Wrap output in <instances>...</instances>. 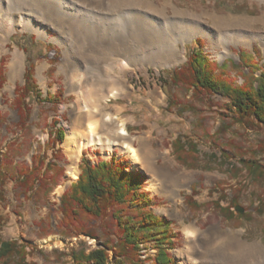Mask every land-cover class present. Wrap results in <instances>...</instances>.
<instances>
[{
  "label": "rangeland",
  "instance_id": "obj_1",
  "mask_svg": "<svg viewBox=\"0 0 264 264\" xmlns=\"http://www.w3.org/2000/svg\"><path fill=\"white\" fill-rule=\"evenodd\" d=\"M154 1L160 6L166 4V18L159 27L165 35L157 44L149 45L148 33L142 24L132 23L134 18L131 16L150 20L140 9L98 14L92 21L95 22L93 26L100 28L103 35L108 32L117 34L123 42L148 54H151L149 51L162 53L187 35L191 23L187 19L177 18L176 15L199 18L218 33L214 45H211L207 36L201 34L183 43L179 42L180 60L171 65L157 68L137 64L128 68L123 75L125 92L107 102L108 111L125 121L130 135L139 136L141 140H150L153 150L167 151L168 160L157 158L156 165L163 168L169 166L172 172L185 171L193 176L188 185L177 188L178 194L171 188L166 193L150 191V179H153L150 168L134 164L130 155L118 148L103 151L101 148L89 146L79 155H71L64 149L62 144L66 140L68 128L74 123L70 104L77 97L68 91L65 75L58 72L65 44L62 45L61 40L55 39L58 33L51 26L44 24L46 35L41 36L34 30L18 25L6 37L4 44L1 45L0 42V70L4 76L0 84V161L11 163L17 169L29 167L32 156L42 154L46 148L52 118L58 121L57 127L64 130V140L58 145L60 157L55 161L62 172L55 174L44 186L48 188L47 191L43 188L36 190V187L24 190L10 177L5 183L4 201L0 202V215L4 218L0 227V242L17 240L33 246V249L27 248L31 254L27 260L33 264H69L72 260L71 251L83 249L89 252L101 247L106 237L114 238L112 232L115 227L109 218L88 222V231L94 232L95 238L84 233L63 235L66 231L60 225L62 214L59 210V197L77 179L78 164L83 153L90 164L109 160L116 155L126 162L130 170L138 171L144 176V189L153 198L154 213L172 223V230L177 237V244L171 250L173 264H194V260L207 264L205 259H198L200 243L193 250L186 248L188 240L185 230L194 227L200 231V242L206 233L216 232L219 226L226 233L232 232L244 241L255 242L264 254V176L259 180L254 179L248 174L242 161L254 160L264 166V129L254 123L250 128L230 121L226 117L227 113L223 115L227 111L225 104L228 100L218 94L208 95L200 100L194 97L190 104L197 108L196 112L190 108L180 109L188 103L191 92L184 86L168 88L164 83V72L185 62L196 38L203 39V50L211 60L220 67L225 66L223 69L227 77L233 78L237 84L243 83L242 73L249 70L245 63L255 60L259 65L264 64V42L260 40V36L264 37V0ZM15 16L19 19L18 13ZM226 23L237 30L251 31L256 34V39L252 46L230 44V54L220 59L218 55L223 52L230 36L223 34L219 25L224 26ZM7 27L8 22L3 23L0 19V37L5 35L4 29ZM95 27L81 32L79 38L77 37L78 43L74 44L76 52L90 55L100 49L101 39ZM16 48L25 57L24 73L29 63L34 65L33 77L41 95H60L57 96L60 101L58 104L41 102L31 95L27 99L31 112L24 124L20 122L15 104V90L24 84V73L22 77L12 80H9L8 75L11 52ZM101 63L102 61L93 60L85 65L84 71L91 74L92 80L107 73L104 63ZM43 65L45 67L39 73L38 67ZM170 98H176L180 107L166 109ZM225 125H230L224 130L225 133H217ZM178 136H188L197 141L195 161L183 163L176 160L172 142ZM134 146L138 147L137 141ZM47 154L51 158V152L47 151ZM73 166L78 169L75 177L69 174ZM236 167L240 168L239 172H235ZM236 205L243 208L244 212L236 211ZM230 211L232 217L227 215ZM140 246V257L146 259L145 264H154L152 257L155 250ZM109 256L113 259L111 251Z\"/></svg>",
  "mask_w": 264,
  "mask_h": 264
},
{
  "label": "trees",
  "instance_id": "obj_2",
  "mask_svg": "<svg viewBox=\"0 0 264 264\" xmlns=\"http://www.w3.org/2000/svg\"><path fill=\"white\" fill-rule=\"evenodd\" d=\"M203 47V39L196 38L185 62L164 72V83L168 88L184 86L191 92V98L186 105L180 107L176 98H170L166 109L178 106L180 109L190 108L196 112L197 108L190 104L194 97L200 100L208 95L218 94L228 100L225 104L227 111L223 115L227 113L226 117L230 121L250 128L254 123L264 129V64L259 65L255 60L245 63L249 70L242 73L243 83L237 84L233 78L227 77L223 69L225 66L220 67L217 62L211 60ZM51 55H54L53 51ZM33 71L34 65L29 63L24 73V84L15 90V104L21 124L29 119L31 110L27 99L31 95L41 102H60L57 97L60 95H41ZM3 77L0 70V84ZM57 124L58 121L52 118L46 148L42 154L32 156L29 167L17 169L11 163L0 161V202L4 201V187L10 177L24 190L36 187V190L43 188L47 191L48 188L44 186L55 174L62 172L57 168L55 161L60 157L58 145L64 140V130L57 127ZM228 126L230 125L222 126L217 133L226 131ZM172 145L177 161L185 163L196 160V140L188 136H178ZM47 151L51 152V158H48ZM242 161L246 171L254 179L259 180L264 176L263 165L254 160ZM78 168L77 179L59 197V210L62 214L60 225L66 231L63 235L84 233L95 238L94 232L88 231V222L107 218L113 222L115 229L112 232L114 238L106 237L101 247L89 252L83 249L71 251L72 260L69 264H145L146 259L140 257V245L155 250L152 257L154 264H173L171 250L177 244V237L172 230V223L154 213L153 198L144 189V176L138 171L130 170L126 162L116 155L109 160L90 164L83 153ZM236 171L239 172L240 168L236 167ZM215 206L218 204L215 203ZM230 213L232 214V211L227 215ZM3 223L4 218L0 215V227ZM28 247L33 249V246L25 242L1 241L0 264H33L27 260L31 255ZM110 251L113 259H110Z\"/></svg>",
  "mask_w": 264,
  "mask_h": 264
},
{
  "label": "bare ground",
  "instance_id": "obj_3",
  "mask_svg": "<svg viewBox=\"0 0 264 264\" xmlns=\"http://www.w3.org/2000/svg\"><path fill=\"white\" fill-rule=\"evenodd\" d=\"M123 9H140L148 15L150 20L139 16L131 17L134 18L132 22L134 25L142 24L147 31L149 45L157 44L159 40L164 39V31L159 27L166 18V4L160 6L154 0H56V2L0 0V19L3 23L8 22V27L3 28L5 35L0 37V42L1 45L4 44L7 41L6 37L18 25L34 30L41 36L46 35L44 24L51 26L58 33L55 39L61 40L62 45L65 44L58 72L65 75L68 91L77 97L70 104L74 123L68 128L66 140L62 144L64 149L71 155H79L89 146L101 148L103 151L118 148L121 152L129 154L134 164L150 168L153 177L150 179V191L166 193L171 188L175 194H178L177 188L188 185L193 180V176L185 171L172 172L169 166L163 168L156 165L157 158L168 160L167 151L153 150L150 140H141L139 136L130 135L125 121L108 111L107 102L110 98H117L125 92L123 75L128 68L137 64L157 68L171 65L180 60L179 42L183 43L201 34L207 36L211 45H214L218 33L199 18L176 15L177 18L187 19L191 23L187 35L162 53L155 51H149L151 54L143 53V50H137L123 42L117 34L108 32L103 35L100 28L93 26L95 22L92 18L96 15L114 14ZM16 13L19 14V19H16ZM91 27H95V31L99 33L101 47L90 55L79 54L74 44L78 43L77 39L81 32ZM219 27L223 30V34L230 36L226 40L223 52L218 55L220 59L230 54V44L252 46L256 39V34L251 31L234 29L228 23ZM260 40L264 42V37L260 36ZM11 55L8 64L9 80L22 77L24 73L23 53L16 48ZM93 60L102 61L105 71L107 70V73L101 74L95 80H92L91 74L84 71L85 65ZM44 67L45 65L38 67V72L40 73ZM105 71L103 70V73ZM133 140L138 142V147L134 146ZM77 172V167L73 166L69 174L75 177ZM198 233L200 231L195 227L185 230L188 240L186 248L193 250L200 243L201 252H198L197 256L202 261L205 259L207 264H264V254L255 242L244 241L237 234L222 231L219 226L216 232L206 233L202 242L198 238ZM193 263L201 264V261L194 260Z\"/></svg>",
  "mask_w": 264,
  "mask_h": 264
},
{
  "label": "water",
  "instance_id": "obj_4",
  "mask_svg": "<svg viewBox=\"0 0 264 264\" xmlns=\"http://www.w3.org/2000/svg\"><path fill=\"white\" fill-rule=\"evenodd\" d=\"M234 209H235L236 211H238L239 213H243V212H244V209L241 208L240 206H237V205L234 207Z\"/></svg>",
  "mask_w": 264,
  "mask_h": 264
}]
</instances>
